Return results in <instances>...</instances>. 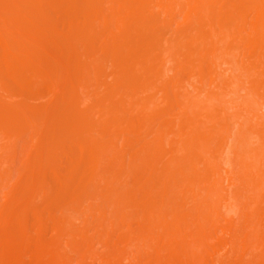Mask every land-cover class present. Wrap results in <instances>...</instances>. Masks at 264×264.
Masks as SVG:
<instances>
[{
	"label": "bare ground",
	"instance_id": "1",
	"mask_svg": "<svg viewBox=\"0 0 264 264\" xmlns=\"http://www.w3.org/2000/svg\"><path fill=\"white\" fill-rule=\"evenodd\" d=\"M0 136V264H264V0H0Z\"/></svg>",
	"mask_w": 264,
	"mask_h": 264
},
{
	"label": "rangeland",
	"instance_id": "2",
	"mask_svg": "<svg viewBox=\"0 0 264 264\" xmlns=\"http://www.w3.org/2000/svg\"><path fill=\"white\" fill-rule=\"evenodd\" d=\"M39 2H40V1H39ZM39 2H38V3H39ZM36 4H37V3H36ZM40 4H42V2H41ZM39 12H40V10H39L37 13H39ZM37 13H36L34 16H35V19H37L38 21H39L40 19H43V18H44V20H46V19L48 20V18H47L46 16H43L42 11H41V13L38 14V16H36ZM39 17H40V19H39ZM40 21H41V20H40ZM41 22H42V21H41ZM167 22H169V21H167ZM167 22H166V23H167ZM171 23H172V22H171ZM173 24H177V25H172V24H171L172 26L169 27V26H168V23H167L168 31H169L170 34H171V30L176 31V27H177V29H179V27H180V26L178 25L179 23H174V22H173ZM180 24H182V23L180 22ZM169 25H170V24H169ZM184 25H185V24H184ZM186 25H187V24H186ZM190 25H191V23H190ZM173 26H174V28H173ZM178 26H179V27H178ZM182 26H183V24H182ZM183 28H184V26H183ZM40 30H41V29H40ZM42 30H43V29H42ZM45 31H46V29L43 30V32H45ZM174 31H172V33H175ZM179 31H182V29H180ZM43 32H42V33H43ZM185 33H186V32H184V35H185V36H186V34H187V35L189 34L188 32H187L186 34H185ZM181 35H182V36H181ZM181 35H180V36H181L182 38H184V36H183V32H181ZM192 35H193V34H192ZM193 36H194V35H193ZM188 37L191 38V34H190V36H188ZM188 37H185V38H188ZM80 54L82 55V53H80ZM85 54H86V53H85ZM89 54H90V53H89ZM97 54L99 55L100 53L97 52ZM102 54H103V53H101V55H102ZM95 55H96V54H95ZM105 55H106V53H105ZM86 56H87V54H86ZM92 56H93V55H92ZM92 56H91V58H92ZM104 57H106V56H104ZM108 57L111 58L109 55H108ZM86 58H87V57H86ZM86 58H85V59H86ZM96 58H97V56H96ZM102 58H103V56H102ZM83 59H84V56H83ZM87 60H88V58H87ZM87 60H86V61H87ZM111 60H112V59H111ZM95 61H98V59H95ZM103 61H104V59L102 60V62H103ZM108 62H109V59H108ZM110 62H111V61H110ZM114 63H115V62H114ZM104 64H106V62H104ZM106 65H107V64H106ZM109 66H110V69H111V68L113 67V63H112V66H111L110 63H108L107 71L105 70V67H104V71H103V73H104V78H103L102 81H105V82H104L105 84H109V83L111 84V83H112V81H111V80H112V78H111V74L109 75V74L107 73V72H108V69H109ZM167 66H168V63H167ZM111 71H112V70H111ZM111 71H110V73H111ZM106 73H107V74H106ZM170 73H171V72H170ZM168 74H169V73H168ZM171 74H172V73H171ZM171 74H170V75H171ZM106 75H108V77H106V79H105V76H106ZM90 76H91V75H90ZM101 76H102V75H101ZM94 77H95V79H98L97 76H92V77H90L89 79H90V80L93 79V80L95 81ZM96 77H97V78H96ZM109 77H110V78H109ZM169 77H170V76H169ZM101 79H102V78H101ZM104 79H105V80H104ZM90 80H88V81H90ZM93 80H91L90 82H93ZM167 80L169 81L170 84H171V82H174V81H171V82H170L169 79H167ZM167 80H166V82H167ZM98 81H99V80H98ZM106 81H107V82H106ZM164 81H165V80H164ZM164 81H161L162 83L159 82V85L162 84V85H160V86H164ZM190 81H191V80H190ZM193 81H194V85H195V87L199 86V85H197V83L195 82V79H193V80L191 81V83H193ZM166 82H165V83H166ZM104 83L101 84V86L104 85V86H103L104 88L109 86V85H105ZM180 83H182V82H180ZM177 85H178V84H176V83H172V87H171V88H175V86H176V88H177ZM124 86L126 87L125 89H127V84H124V85H122L121 88H119L121 92L123 91ZM165 86H166V84H165ZM167 87H169V84H168ZM147 88H148V87H147ZM176 88H175V89H176ZM90 89H91V88H90ZM129 89H130V88H129ZM144 89H145V88H144ZM175 89H174V90H175ZM87 90L89 91L88 88L86 89V91H87ZM91 90H92V89H91ZM91 90H90V92L92 93V91H93V93H94V89H93L92 91H91ZM145 90H146V89H145ZM147 90H150V91L152 92V94L155 95L156 97H158V98L160 97L159 99L161 100V95H160L161 93H160V94H159V93H156L155 90L152 89V87H150V89L148 88ZM176 90H177V89H176ZM71 91H72L73 94H75V91H73L72 89H71ZM99 91H100V92H104V91H102L101 89H99ZM81 92H82V91H81ZM83 92H85V90H83ZM96 92H97V94L100 93V92H98V91H96ZM105 92H106V91H105ZM142 92L144 93L145 96L143 95ZM68 93H69V95H70L71 92L69 91ZM68 93H67V94H68ZM87 93H89V92H87ZM91 93H89V94H91ZM93 93H92V95H93ZM118 93H119V92H118ZM124 93H125V91L123 92V94H124ZM146 93H147V94H145V91H143V89L141 90V94L143 95L142 98H143V97H146V96L148 95V91H146ZM84 94H85V93H83L82 95L84 96ZM100 94H101V93H100ZM111 94H112V92H111ZM114 94H115V93H114ZM119 94H120V93H119ZM127 94H129V93L127 92ZM150 94H151V93H149V95H150ZM79 95L81 96L80 92H78V93L76 94V96H77L79 99H82V100H83V96H82V98H80ZM92 95H91V97H93V98L96 97V94L93 95V96H92ZM149 95H148V96H149ZM70 96H72V95H70ZM156 97H155V98H156ZM84 98H85V97H84ZM84 100H85V99H84ZM157 100H158V99L156 98V101H157ZM45 101H46V99L44 100V102H45ZM39 102H40V103H43L42 100H39L37 103L39 104ZM84 102H85V101H84ZM158 105H159V101H158ZM158 105H157V106H158ZM82 106H83V105H82ZM2 107H3V106H1V108H2ZM83 107H84V106H83ZM83 107H81V109H80V112H82V114L86 115V112H87V114L90 113V115H92V117H94V115L92 114L93 112H91V110H90V112H89V110L85 112L86 109L84 110ZM78 109H79V108H78ZM78 111H79V110H78ZM78 111H77V113L79 114ZM83 112H84V113H83ZM79 115H80V114H79ZM82 116H83V115H82ZM88 116H89V115H88ZM155 116H157V115H155ZM158 116H159V115H158ZM161 118H162V116H161ZM161 118H160V119H161ZM156 119H157V118H156ZM158 119H159V117H158ZM158 119H157V120H158ZM163 119H164V118H162V120H163ZM156 122H157V121H155L154 123H156ZM156 125H158V124H155V126H156ZM155 126H154V124H153V127H155ZM157 129H158V128H157ZM67 131H68V130H67ZM154 131H156L155 128H154ZM63 134H64V133H63ZM65 134H66V132H65ZM67 134H68V132H67ZM67 134L64 135V142H62V144H61V141H60V143H59V144H56V145H58V146H60V147H65V148H66V147H68V145H70L69 143H72V142H74V141L76 142V141L78 140V138H76V137H74V136H72V135L70 136V131H69V136H70V137H69ZM25 137H26V136H24V138H25ZM65 137H66V138H65ZM67 137H68V139H67ZM22 138H23V137H21V142H17V144H18V143H20V144L18 145V148H16V150H17V151L19 150L20 152L18 151L17 155H15V157H17V158H15V162H16V165H15V166H16V171L14 170L15 172H12V173H11V175L8 177L9 181H8V179H7L6 182H5V185H3V186L0 188V198H3V197H4V192H5V194H6V192L9 190L10 185H12L11 182H13V185H14V178H15L14 176H16V179H17V177L21 175V174L19 175V173H18V175H17V169H18V166H21V163H22L21 160L23 159V157L21 158V155H22L21 152L23 151L22 148H21V145H22V147H23L24 143L26 144V142H28V141H27V138H29V137L27 136V137L25 138V141L22 140ZM18 139H19V138H18ZM62 139H63V138H62ZM72 139H73V140H72ZM0 140H2V137H1V136H0ZM28 140H30V142H29L28 145H30V143L32 144L31 139H28ZM68 140H71V141H69V143H68L67 146H66V142H68ZM23 142H24V143H23ZM64 143H65V145H63ZM220 144H222V143H220ZM46 145H47V144H46ZM218 146H219V145H218ZM16 147H17V146H16ZM25 147H26V146H25ZM215 147H216V145L213 147V149L219 150V149H218L219 147H217V148H215ZM221 147H222V146H221ZM228 147H229V145H228ZM228 147H227L226 149H228ZM228 150H229V149H228ZM227 152H228V151H227ZM23 153H24V151H23ZM18 154H19V156H18ZM23 155H24V154H23ZM228 155H229V153H228ZM232 156H234L233 158H235V155H233V154L230 155V158H232ZM18 157L21 158V159L19 160ZM233 158H232V159H233ZM22 161H23V160H22ZM19 162H20V163H19ZM19 164H20V165H19ZM17 165H18V166H17ZM185 166H186V162H185ZM187 166H188V165H187ZM12 174H13V175H12ZM11 176H12V178L10 179ZM21 178H22V177L20 176V179H21ZM10 180H11V181H10ZM12 180H13V181H12ZM18 180H19V179H18ZM7 181H8V182H7ZM13 185H12V186H13ZM31 186H32V185L29 184L28 187H31ZM3 188H4V189H3ZM10 191H11V189H10ZM6 195H7V194H6ZM37 195H38V194H37ZM177 195L179 196L180 194L177 193ZM38 197H39V198H38ZM38 197L35 195V198H36L38 201H37V202H36V201H33L34 204L40 203V202L42 201V200H41V199H42V198H41L42 195L39 194ZM179 197H180V196H179ZM36 199H33V200H36ZM0 200H1L0 203H2V199H0ZM3 201H4V198H3ZM41 204H42V203H41ZM243 204H244L243 201H241V202H237V203L233 204V207H232V209H230V212H229V213L236 214V215L240 213V214L242 215V213L244 214L245 212H248V210H246L245 207L242 206ZM3 205H4L3 203L0 205L1 208H2ZM39 207H40V204H39ZM243 207H244V208H243ZM42 208H43V206H42ZM82 209H83V208H82ZM223 210H224V209H223ZM130 211H131V208L128 209V212H129V213H130ZM29 212H30V211H29ZM56 212H57V210H56ZM59 213H60V211L57 212L56 215L59 216V215H58ZM96 214H97V213L94 214V217H95L96 220H95L94 222H93V220L91 221V222H93V224L90 225V227H89L90 230H89L88 227H87V228H88L89 231L86 229V231H88V234L91 233V235H92V233H93L94 236H95V237H93V239L90 238L91 236H89V240H90V242H92V243L94 244V248H93V249H94V250H97V251H95V255H96V254L98 255L97 257L94 256V257L97 258V259L94 260L95 263H91V264H100V261H101L100 259L102 258V254L104 253V251H105L107 248H108V250H109L110 245L113 244L112 242H110L109 247H106V248H105V246H102V244L104 245V243H107V244H108V242H106V241H107V240H110V241H111V238L109 239V238H107V237H101V235L95 234V231H96L95 227H96L97 224H100L101 221H102V223L104 222L106 225H107V223H108V226H109V225L112 223V219H114V218H112L111 221H109V219H110V218H109L108 221L105 222V220L99 218L100 216L98 217L99 213L97 214V216H96ZM240 214H239V215H240ZM29 215H30V219H31V214H29ZM61 215H62V214H61ZM66 216H67V215H66ZM68 216L70 217L71 215L68 214ZM68 216H67V217H68ZM243 216H244V215H243ZM70 218H71V217H70ZM74 218H76L75 215H74L73 219H71V220L74 222V223H72V224H74V226H76V227H79V226L81 225V223H79L80 221H79V220H78V221H77V220H74ZM90 218H91V219H94V218H93V215H92V217H90ZM245 218H246V217H245ZM98 219H99V220H98ZM99 221H100V223H99ZM114 222H115V220L113 221L112 225L114 224ZM94 223H95V224H94ZM115 224H116V223H115ZM115 224H114V225H115ZM92 225H93V226H92ZM34 226L36 227V225H34ZM91 226H92V227H91ZM30 227H31V225H30ZM97 227H98V225H97ZM13 228H14V229H18V227H13ZM36 228H37V227H36ZM36 228H34V229H36ZM92 228H93V229H92ZM38 229H40V228L38 227ZM18 230H19V229H18ZM29 230L32 231L31 233L33 234V229H29ZM41 230H42V229H41ZM47 231H48V230H47ZM47 231H45V232L43 233V235H44V234H47V235H45V236H46V237H45V240H46V239H50V234H49ZM36 232H37V231H36ZM40 232H41V231H40ZM29 233H30V232H29ZM33 236H34V234H33ZM51 238H52V237H51ZM65 238H67V237H65ZM65 238H64V239H65ZM64 239H62V241H63ZM48 241H50V240H47V242H48ZM59 241H60V240H59ZM136 241H137V240H136ZM101 242H102V244H101ZM57 243H58V242H57ZM60 243H61V242H60ZM92 243H90V244L92 245ZM95 243H96V245H95ZM138 243H140V242L138 241ZM51 244H52V242L49 243V245H51ZM63 244H64V243H63ZM114 244H115V243H114ZM54 245H55V244H54ZM238 245H239V244H238ZM55 246H59V245H55ZM63 246L65 247V250H66V246H65V244H64ZM112 246H113V245H112ZM61 247H62V244H61ZM64 247H63V248H60V249H63V250H64ZM92 247H93V245H92ZM118 247H119V246H118ZM118 247H117V248H118ZM17 248H18V250L15 251V249H13V251H11V252H12L13 254H16V253H17V255H15V256H19V257H21V259L23 258L22 261L24 262V264H27V262H28L29 264L33 263V261L35 260V258H36V256H37V253H36V252H34L33 250H28L27 252H25L26 250L23 251V249H21V247H17ZM17 248H16V249H17ZM119 248H121V247H119ZM58 250H59V248H58ZM63 250H61V251H63ZM65 250H64V251H65ZM67 250H68V249H67ZM94 250H93V251H94ZM120 250H121V249H120ZM22 251H23V253H22ZM59 251H60V250H59ZM70 251H71V250H69V252H70ZM11 252L9 251L10 254H11ZM20 252H21V253H20ZM69 252L66 251V255H67V256H70V254H71V257H72L71 260H74V259H73V256H72V253H69ZM6 253H8V251H6ZM61 253H62V252H61ZM67 253H68V254H67ZM253 253L256 254V252H254V251H253L251 254H253ZM19 254H22V255H19ZM117 254H118V253H117ZM225 254H226V252H224V255H225ZM251 254H250V256H251ZM63 255H65V253H64ZM120 255H121L122 258L124 257V256H123V253H122V254L120 253ZM120 255L118 254L117 257L119 258ZM136 255H137V257H139L138 255H140V254L137 253ZM136 255H135V256H136ZM221 255L223 256L222 261L224 260L223 262H226V261H225V257H224V255L221 253V254H220V257H221ZM88 257H89V256H88ZM117 257H116V258H117ZM121 257H120V258H121ZM144 257H145V256H144ZM220 257H219V259H220ZM248 257H249V255H248ZM252 257H253V255H252ZM89 258H90V262H92L93 257H92V258L89 257ZM113 258H114V257H113ZM118 258H117V259H118ZM122 258H121V259H122ZM133 258H134V255H133ZM141 258H142V256H141ZM232 258H233V257H231V255L228 256V258H226L227 262H231V261H232ZM246 258H247V257H246ZM246 258H245V259H246ZM66 259H67V257H66ZM248 259H249V258H248ZM248 259H247V260H248ZM88 260H89V259H88ZM88 260H86V264H90V262H89ZM96 260H97V261H96ZM138 260H139V259H138ZM138 260H137V262H138ZM228 260H229V261H228ZM69 261H70V260H69ZM245 261H246V260H245ZM88 262H89V263H88ZM227 262H226V263H227ZM125 263H127V262L124 261L123 264H125ZM134 263H135V259H134ZM101 264H102V263H101Z\"/></svg>",
	"mask_w": 264,
	"mask_h": 264
}]
</instances>
